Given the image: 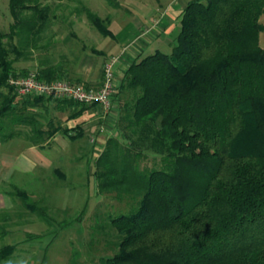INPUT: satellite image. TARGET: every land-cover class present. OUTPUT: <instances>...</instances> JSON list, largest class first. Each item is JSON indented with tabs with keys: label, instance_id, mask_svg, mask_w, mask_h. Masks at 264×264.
Listing matches in <instances>:
<instances>
[{
	"label": "trees",
	"instance_id": "1",
	"mask_svg": "<svg viewBox=\"0 0 264 264\" xmlns=\"http://www.w3.org/2000/svg\"><path fill=\"white\" fill-rule=\"evenodd\" d=\"M117 2L108 0L113 7ZM7 4L12 22L5 36L16 44L7 48L0 33V130L6 117L33 126L34 112L26 120L14 115L17 107L26 111L51 100L17 95L8 83L21 74L13 63L30 60L48 24V4ZM263 9L264 0H189L177 15L171 52L135 56L122 74L111 94L117 129L105 138L92 174L99 190H113L119 200L128 195L133 205L108 215L116 250L95 264H264ZM82 11L101 35L113 38L105 19ZM31 70L45 81L60 78L49 67ZM51 101L80 106L70 117L95 106ZM47 120L30 128L32 144L60 129ZM60 132L70 141L83 134ZM13 192L32 209L24 190ZM12 251L1 246L0 262Z\"/></svg>",
	"mask_w": 264,
	"mask_h": 264
},
{
	"label": "rangeland",
	"instance_id": "2",
	"mask_svg": "<svg viewBox=\"0 0 264 264\" xmlns=\"http://www.w3.org/2000/svg\"><path fill=\"white\" fill-rule=\"evenodd\" d=\"M117 1H119L118 4L121 3L119 7L109 5L108 0H86L84 4L78 0H41L49 7L48 24L45 30H42L34 47L30 49V60L18 58L13 63L15 72L24 75L31 69H35L33 62L43 57L42 44L47 43L44 37L45 31L52 29L55 24L59 25V20L62 18L68 24L67 16L72 14L78 15V18L81 16L83 23L90 27L92 36L82 38L87 47L85 52L92 59L96 58L100 61L102 57L96 52H91L90 48L105 49L107 42L111 39L101 35L96 27L90 24L82 7L95 12L103 20L109 13L112 20L116 18V20L125 21L129 13L123 6L137 17L142 14L140 5L132 6L133 0ZM141 1L152 4L157 0H139L138 3ZM158 1L163 3L166 0ZM7 6V0H0V33H4L2 42L10 48V45L16 44V39L10 40L5 36L12 22ZM109 23L106 21L105 25L115 32L118 26L114 22ZM174 39L171 36L170 39L162 40L159 44L156 43L155 48L170 53ZM148 52L152 51L147 50ZM9 56L13 58L12 54ZM113 91H115L114 84ZM111 104L106 113L110 110L115 111L112 110L114 106L112 100ZM18 106H21L20 102ZM54 106L55 104L50 103L47 108L40 104L26 111L17 107L14 115L23 116L27 120L34 112L33 126L37 125L36 123L43 126L48 121ZM115 112L113 113L117 116ZM116 119H111L112 121L108 122L109 125L104 128L99 121L96 122L92 125L90 134L96 137L99 135L104 139L111 136L114 129H117ZM2 122L0 130V247L12 245L13 251L0 264H69L71 260L81 264H95L99 257L112 254L116 250L117 235L107 217L126 212L133 202L128 195L122 194L119 200L115 198L113 190L97 188L98 183L92 174L93 160L104 145L88 144L86 137L72 143L65 138L66 143L65 141L63 144L54 142L52 145L55 147L52 148L44 146V149L40 150L36 145L30 148L29 130L33 126L27 125V122L17 124L8 117ZM61 122L62 120H59L57 124ZM14 187L27 193L32 209L26 207L20 197L14 194ZM82 210L84 212L79 216ZM27 233L38 234L39 237L30 238Z\"/></svg>",
	"mask_w": 264,
	"mask_h": 264
},
{
	"label": "crops",
	"instance_id": "3",
	"mask_svg": "<svg viewBox=\"0 0 264 264\" xmlns=\"http://www.w3.org/2000/svg\"><path fill=\"white\" fill-rule=\"evenodd\" d=\"M82 1L84 4L86 0ZM133 0L132 6L140 5L141 12L138 17L133 15L131 10H128L125 6L123 8L129 13V16L124 20L114 18L113 20L109 16V13L104 16L105 22H114L118 26L113 34V38H110L107 42L105 49H96L99 51L97 54L102 57L100 61L96 58L92 59L87 55L86 44L82 38L90 37V27H87L83 23L81 16L68 15L66 22L62 19L59 20V25H53L52 29L45 31L47 43L42 44L44 48L43 57H39L34 64L35 69L41 70L43 67L54 69L51 74H56L59 77H66L69 80L78 81L84 83L88 87H96L101 84L103 63L108 58H113V67H111L113 74V84L119 85L122 81V74L129 67V64L134 60V57L141 56L147 53V50H155L156 43L165 39H170L171 36L175 38L177 34V15L181 12L185 3L189 0H166L163 3L155 1L152 4H147L146 1ZM119 2V1H118ZM132 2V1H127ZM131 4V3H130ZM121 5V3L118 4ZM129 7H132L128 5ZM258 20L262 26V30L259 32L258 44L264 50V9ZM120 22V23H119ZM109 23V24H110ZM105 36V37H107ZM44 45V46H43ZM94 49V48H93ZM91 51V50H90ZM93 52V51H91ZM115 93V91H114ZM45 101V102H44ZM43 106H49V104H55L51 100H44ZM114 104V102H113ZM115 104L112 110L116 111ZM55 108L51 109V115L48 119H52L53 126L61 128H67L71 133H77L81 131L83 136L72 141H80L83 138L88 139V144L103 146L104 138L92 136V125L98 121L103 125L102 128L109 125V121L116 119V114L102 108V106L95 104V106H89L85 108L82 113L76 117L69 116L71 110L75 107H65L63 105H55ZM80 106H76L75 110H78ZM116 113V112H115ZM101 115V116H100ZM62 120L59 125L57 122ZM111 120V121H112ZM110 121V122H111ZM113 124V123H112ZM78 128H77V127ZM60 129L56 130L54 134L44 140L42 145L40 144L38 149H44V146H50L52 148L55 143H64L66 138ZM105 133V131H103ZM115 132V131H114ZM113 133V132H112ZM102 135H104L102 133ZM67 139V138H66ZM70 141V140H69ZM72 141H70L72 143ZM67 141H65L66 143ZM69 142V143H70ZM100 146V147H101ZM30 148H34V143L29 145ZM55 147V146H54Z\"/></svg>",
	"mask_w": 264,
	"mask_h": 264
},
{
	"label": "built area",
	"instance_id": "4",
	"mask_svg": "<svg viewBox=\"0 0 264 264\" xmlns=\"http://www.w3.org/2000/svg\"><path fill=\"white\" fill-rule=\"evenodd\" d=\"M113 58L103 64L101 84L96 87H85L68 79H53L45 81L39 79L33 70L25 75H16L8 78L9 85L13 91L20 96H41L51 100L72 99L78 104H98L103 109L108 110L111 104V94L113 91V74L111 67Z\"/></svg>",
	"mask_w": 264,
	"mask_h": 264
}]
</instances>
